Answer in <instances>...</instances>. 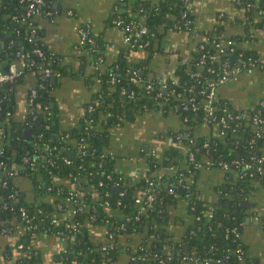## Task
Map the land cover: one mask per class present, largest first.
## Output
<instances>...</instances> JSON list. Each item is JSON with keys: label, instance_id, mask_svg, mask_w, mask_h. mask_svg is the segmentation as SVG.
Listing matches in <instances>:
<instances>
[{"label": "trees", "instance_id": "trees-1", "mask_svg": "<svg viewBox=\"0 0 264 264\" xmlns=\"http://www.w3.org/2000/svg\"><path fill=\"white\" fill-rule=\"evenodd\" d=\"M55 2L41 0L35 5L40 12L26 16L29 0H0V71H4V63L15 61L19 66L24 62L25 68L18 79L24 80L27 73H34L36 78L28 89L29 94L32 89L35 93L29 96L28 111L21 122L11 118L12 92L18 79L0 83V232L16 223L20 225L14 232L17 235L15 248L9 252L12 264L37 263L34 232L56 233L67 238V249L58 255L63 264H106V258L114 256L124 244L130 246V250L134 248L129 250L128 264H257L247 254L240 227L244 220L245 183L250 179H260L264 183V160L261 164L257 161L261 156L264 159L258 149L262 134L257 135L264 122L254 123L258 112L264 120V97L242 112L233 111L217 97L214 119L208 117L205 109L208 83L218 78L224 68L243 70L251 62L260 61L251 45L238 47L240 38L231 39L233 44H225L228 39H224L219 23L192 37L190 0H157L153 6L128 3L127 9L116 14L115 19H122V25H129L126 32L131 41L141 43L148 51L145 61L122 55L108 58L104 42L88 30L93 43L82 45V50L90 45L93 62L101 59L95 64L93 75L99 90L91 108L85 110L78 123L63 128L51 105V76L73 71L64 57L43 48L40 33L34 27L36 19L45 17V11H58ZM263 4L264 0H259L257 6L264 9ZM184 11L186 16L182 14ZM142 24L146 30L140 33ZM171 32H185L191 36V51L186 60L175 64L170 72L176 82L170 76L160 77L164 81L159 82V77L149 76L144 62L163 51V42ZM29 36L33 39L29 40ZM253 37V33H247L248 43ZM218 43L221 44L219 52ZM38 47L41 55L34 51ZM125 48L132 52L138 46L126 45ZM45 68L49 69L48 74ZM131 69L137 73L133 75ZM148 84L151 87L148 88ZM163 84L166 85L165 93ZM165 98L167 103L177 104L174 109L164 103V109L177 116L179 125L171 136L174 139L180 134L185 150L172 162V149L162 154L163 157L159 152L149 151L146 173L136 179L130 178L116 165L117 160L103 152L102 137L106 136L110 124L129 118L133 110L144 104L160 106ZM180 103L186 107H180ZM226 112H230L232 118H227V125L222 126L220 117ZM204 125L209 127L210 133L197 134ZM204 141L208 146H203ZM190 151L194 152L192 159ZM204 157L216 165L219 161L229 162L227 170L233 172V185L220 187L218 199L210 205L203 202L193 181L190 182L195 178L198 162ZM233 159H238L240 165L231 164ZM245 162L250 165L248 168L243 167ZM164 166L171 168L162 173ZM259 166L263 171H257ZM57 177L63 180L64 186L57 182ZM19 179L29 181L31 197L20 188ZM72 183L82 187L90 184L94 189L83 190L85 194L81 197L69 190ZM148 193L154 196L151 203L147 200ZM66 196H70V203L65 200ZM58 201L64 213L55 211ZM176 201L184 202L192 219L184 234L172 239L163 232L162 219L167 205ZM72 204H82L83 208L73 214L67 213ZM22 212L27 219L22 218ZM104 218L107 219V234H111L105 242L112 241L114 246L104 251L102 258L101 248L92 246L83 236L86 223H102ZM74 223L78 228L76 235ZM19 243L23 244L22 248L16 247ZM144 253L147 257L142 258ZM131 255L136 257L133 261Z\"/></svg>", "mask_w": 264, "mask_h": 264}, {"label": "crops", "instance_id": "crops-1", "mask_svg": "<svg viewBox=\"0 0 264 264\" xmlns=\"http://www.w3.org/2000/svg\"><path fill=\"white\" fill-rule=\"evenodd\" d=\"M157 0H56L58 11L36 19L35 29L39 31L43 47L49 52L64 57V62L72 69V73L56 76L51 80L49 95L51 105L57 111L58 120L63 128L78 123L91 108L99 83L93 79L95 64L91 53L78 43L79 28L84 26L95 38L104 42L108 58L116 56L128 57L133 60H144L148 51L138 47L132 52L126 49L124 32L114 22L118 9L127 8L131 2L155 5ZM259 0H190L193 37L198 31L213 27L217 23L222 27L224 39L240 38L242 46L251 45L259 57L256 64L250 63L240 73L217 88V97L226 102L235 112L247 111L264 97V10L258 7ZM142 6V5H141ZM215 23V24H214ZM218 25V24H217ZM248 32L254 34L250 43L246 40ZM163 42V51L144 62L150 77L170 76L175 64L179 65L191 51V39L185 32H171ZM131 48V47H130ZM165 50V51H164ZM148 61V62H147ZM258 61V60H257ZM24 62L17 66L24 69ZM92 79V80H91ZM36 81L34 73L25 74L24 80L18 79L13 89V109L11 118L22 121L28 111V89ZM113 88V87H112ZM154 104V103H153ZM130 118L116 121L107 127L105 152L118 162L116 163L130 178L136 179L147 171L146 156L149 151L159 152L161 157L168 149H172L170 162L178 159L185 146L171 133L179 125L177 116L171 110L161 106L146 104L133 110ZM207 125L201 126L197 134H209ZM258 149L264 154V124L260 135ZM258 135V136H260ZM178 151V153H176ZM169 157L166 155V158ZM165 158V157H164ZM115 162V161H114ZM204 157L198 162L193 181L197 195L207 205L218 199L219 188L233 185L232 173L222 167L208 165ZM171 168V167H170ZM167 166L161 170L168 171ZM61 181V182H60ZM63 180L57 179L64 186ZM20 188L31 197L32 191L27 179H19ZM66 188V187H65ZM243 201L244 220L240 227V237L246 247L247 254L257 264H264V183L260 179H250L245 183ZM59 212V210H55ZM64 213V212H63ZM56 213L55 215H57ZM192 217L182 201L167 205L163 214L162 230L167 237L179 239L187 229ZM107 219L102 223H86L85 237L94 247H100L107 240ZM20 226L0 232V264H12L10 251L15 248ZM80 232V230H79ZM137 240V239H136ZM135 245V243H134ZM65 236L56 233L38 232L33 235L36 264H63L58 258L67 249ZM134 248L132 247L131 250ZM130 246L123 245L114 256L108 257L106 264H128ZM101 253L104 251L101 250Z\"/></svg>", "mask_w": 264, "mask_h": 264}, {"label": "built area", "instance_id": "built-area-1", "mask_svg": "<svg viewBox=\"0 0 264 264\" xmlns=\"http://www.w3.org/2000/svg\"><path fill=\"white\" fill-rule=\"evenodd\" d=\"M41 0H29V4H28V7H27V9H26V11H25V15L26 16H30V14H32V13H38V12H40V10H38L36 7H35V5L38 3V2H40ZM263 6H264V4H263ZM264 10V9H263ZM54 12L53 11H45L44 12V14L45 15H51V14H53ZM184 16H186V12L184 11L183 13H182ZM114 22L117 24V25H119L120 26V28L121 29H123V32H124V41L132 48V47H142V44L141 43H139V42H136V43H134V42H132L131 41V39H130V35L126 32L127 30H128V28H129V25H122V23H123V21H122V19H119V18H116V19H114ZM146 30V28L144 27V26H142L141 28H140V33H142V32H144ZM32 32L34 31V30H31ZM28 39L29 40H32L33 39V37L32 36H29L28 37ZM78 43L80 44V45H85V44H87V43H93V40H92V38L90 37V35H89V33H88V30H87V28L86 27H84V26H81L80 28H79V38H78ZM225 44H227V45H230V44H233V42L232 41H230V40H227V42L225 43ZM218 45V52L220 51V49H221V44L220 43H218L217 44ZM86 49V51L87 52H90L91 50H92V48H91V46L89 45L87 48H85ZM231 49H233V48H231ZM34 51L35 52H37L39 55H41L42 54V51L40 50V48L38 47V48H35L34 49ZM91 53V52H90ZM101 59L100 58H96L95 59V61H94V64H96L98 61H100ZM251 63H253V64H256L255 63V61H253V62H251ZM45 70V72L48 74V72H49V69L48 68H45L44 69ZM242 70L240 69V68H238V67H235V68H233V69H231L230 71H228L226 68H224L223 69V73L218 77V78H216L215 80H212V81H210L209 83H208V87H207V89H206V95H205V97H206V103H205V109H206V111H207V114H208V117H210L211 119H214L215 118V116H214V104H215V101L217 100V88L221 85V84H223V83H225L226 81H228V80H230L231 78H233L235 75H237L238 73H240ZM21 72H22V70H20L18 67H17V63L15 62V61H12V62H10L9 63V65H8V70L7 71H0V83H4V82H9V83H11V82H14V81H16V79H18V77L21 75ZM130 72L133 74V75H135L136 73H137V71L135 70V69H131L130 70ZM197 74V73H196ZM170 77L171 78H173V81L174 82H176V80L174 79L175 77H174V75H171L170 74ZM134 81H138V78H134ZM164 81V78H160L159 79V82H163ZM166 87V85L165 84H163V86H162V88L163 87ZM147 87L149 88V87H151V85L150 84H148L147 85ZM125 90L124 89H121V92H124ZM34 93H35V90L34 89H32L31 90V92H30V94H29V96H30V98L34 95ZM166 101V102H165ZM161 103H163V105H164V103H167V99L165 98L164 99V102H160L159 104H160V106H161ZM261 104H263V102L261 101L260 102ZM170 107H173L174 109H176L177 108V104H173V105H171V104H169V103H167ZM182 104V105H181ZM186 107V105H183V103H180V107ZM227 118L228 119H230V118H232V116H231V114H230V112H226L224 115H222L221 117H220V122H221V124H222V126H226L227 125ZM264 122V120L260 117V114H259V112L258 113H256L255 114V116H254V123H256V124H258V125H260V124H262ZM260 133H261V131H259L258 133H257V135H260ZM180 134H178V135H175V137L180 141ZM203 146H208V142L207 141H204L203 142ZM103 152L104 153H106L107 155H109L110 156V154L109 153H107V152H105V150H103ZM0 153H1V150H0ZM264 155V154H263ZM189 157L192 159L193 157H194V152L193 151H190L189 152ZM239 158H242L241 156L239 157ZM263 156H261V157H259V158H257V161H258V163L259 164H261L262 162H263ZM66 162H70V160L69 159H66ZM208 165H214L215 167L217 166H219V167H222L223 169H228V168H230L229 166V162H226V161H219V163L216 165V164H214V162L212 161V160H210V159H208V163H207ZM231 164H233V165H235V166H239L240 165V162H239V160L238 159H233L232 161H231ZM198 165V164H197ZM250 165L248 164V163H244L243 164V167L244 168H248ZM257 171H263V169H261V167L259 166L258 168H257ZM107 177H110V175H107ZM59 177H57V179H58ZM191 182V181H190ZM99 184H101V182L99 183ZM77 185V188H75V189H69L70 191H74L76 194H78V195H80L81 196V189H79V187H81V186H79L78 184H76ZM88 185H90V184H88ZM70 195V194H69ZM82 197V196H81ZM153 198H154V196L152 195V194H150V193H148L147 194V200L149 201V203H151L152 202V200H153ZM65 200L68 202V203H70V201H71V198H70V196H66L65 197ZM105 203V202H104ZM106 204H107V202H106ZM78 206H73V204H72V207L70 208V209H68V210H66L67 211V213H75L77 210H80V209H82L83 208V205L82 204H77ZM55 209L56 210H59V211H62L63 210V206H62V203L60 202V201H58L56 204H55ZM63 212V211H62ZM208 215L209 216H211L212 214H211V212H209L208 213ZM22 218H24V219H27V217H26V215H25V213L24 212H22ZM91 218H92V216H91ZM16 223V222H15ZM14 223V224H15ZM19 224L18 223H16L14 226H18ZM13 226V227H14ZM20 226V225H19ZM73 226H74V235H76V233L78 232V228H76L75 227V223L73 224ZM121 226H123V223H121ZM13 227H11V228H13ZM10 227H8L7 229H5V228H3L2 230H1V232H5V231H7V230H9V229H11ZM26 228H28L29 229V226H27ZM233 231L235 230V228H233L232 229ZM37 232H34V233H32V235H35ZM108 237H111V234H108ZM22 246H23V244L22 243H19V244H17V248H22ZM114 246V243L112 242V241H109L108 243H104V244H102L101 246H100V248H101V250L102 251H106L108 248H112ZM104 254V253H103ZM105 255V254H104ZM145 257H147V254L146 253H144L143 254V256H142V258H145ZM186 256H184V258H185ZM239 257H241V256H239ZM108 258V257H107ZM107 258H106V260H107ZM136 257H135V255H131L130 256V259L133 261L134 259H135ZM130 264H134L133 262L132 263H130ZM206 264H210V262H206ZM251 264H254V263H251Z\"/></svg>", "mask_w": 264, "mask_h": 264}, {"label": "water", "instance_id": "water-1", "mask_svg": "<svg viewBox=\"0 0 264 264\" xmlns=\"http://www.w3.org/2000/svg\"><path fill=\"white\" fill-rule=\"evenodd\" d=\"M127 8H121V9H118L119 11H125ZM142 20H144L143 19V17L141 18ZM142 26H143V24H142ZM141 26V27H142ZM227 42V41H226ZM1 45H2V42H0V47H1ZM242 46V43L240 42V41H238V47H241ZM44 48V47H43ZM45 49V48H44ZM91 56V55H90ZM91 58H92V56H91ZM8 65H9V63H4V65H3V70L4 71H7L8 70ZM138 72L139 73H141V70H138ZM171 75H173L172 73H170ZM51 80L53 81V82H55L56 81V76L55 75H52L51 76ZM113 89H114V87H113ZM163 92L165 93L166 92V87L164 86L163 87ZM103 116V115H102ZM102 116L100 117V119H102ZM130 118V117H129ZM128 118V119H129ZM25 134L26 135H28L29 134V129H25ZM187 136V133H184L183 134V137H186ZM102 141L103 142H105L106 141V138L103 136L102 137ZM99 149H101V147L99 148ZM70 157L72 156V152H70V155H69ZM238 157H240L239 155H238ZM230 171H232V170H230ZM75 188H77V185L75 184V183H72L71 184V186L69 185V189H75ZM79 189H81V196H84V194H85V192L83 191V190H92V189H94V187L92 186V185H85V186H81V187H79ZM101 191L103 192V189H101ZM112 193V191H110V194ZM242 205L243 206H245V205H248V203L247 202H245V201H243L242 202ZM73 238H75V236H72V239ZM84 238V237H83ZM102 255V258H104L105 257V255L102 253L101 254Z\"/></svg>", "mask_w": 264, "mask_h": 264}]
</instances>
